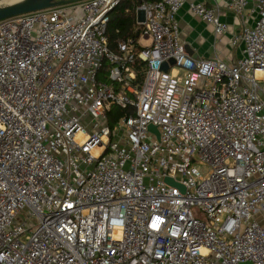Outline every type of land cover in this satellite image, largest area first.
Wrapping results in <instances>:
<instances>
[{"label":"built area","instance_id":"obj_1","mask_svg":"<svg viewBox=\"0 0 264 264\" xmlns=\"http://www.w3.org/2000/svg\"><path fill=\"white\" fill-rule=\"evenodd\" d=\"M120 2L0 20V264H264V0H225L254 22L233 63L188 55L186 0L111 51Z\"/></svg>","mask_w":264,"mask_h":264},{"label":"crops","instance_id":"obj_2","mask_svg":"<svg viewBox=\"0 0 264 264\" xmlns=\"http://www.w3.org/2000/svg\"><path fill=\"white\" fill-rule=\"evenodd\" d=\"M189 3L205 4L207 7L218 9V19L227 26L226 33L216 35L211 25L203 22L189 11ZM225 0H186V3L178 10L176 20L179 26V34L184 48L187 46L191 52L188 54L194 60L218 58L226 63H233L243 56V44L241 42L231 45L233 36L240 34L244 25L252 26L253 19L236 16L225 7ZM252 6L248 5V9ZM255 16V14H253ZM137 23V22H136ZM139 28L135 30L137 36Z\"/></svg>","mask_w":264,"mask_h":264},{"label":"trees","instance_id":"obj_3","mask_svg":"<svg viewBox=\"0 0 264 264\" xmlns=\"http://www.w3.org/2000/svg\"><path fill=\"white\" fill-rule=\"evenodd\" d=\"M66 4L72 0H64ZM81 1V0H79ZM159 0H121L119 5L110 13L109 22L106 28V37L108 39V48L116 51L117 43L127 38L135 37L137 28L136 9L144 3H155ZM141 75L138 74L137 84L141 81ZM111 115H118L119 110L112 108Z\"/></svg>","mask_w":264,"mask_h":264},{"label":"water","instance_id":"obj_4","mask_svg":"<svg viewBox=\"0 0 264 264\" xmlns=\"http://www.w3.org/2000/svg\"><path fill=\"white\" fill-rule=\"evenodd\" d=\"M73 2H77L79 0H72ZM66 4L64 0H18L14 2H10L7 5L0 6V20L7 19L10 17L23 15L39 10L49 9L56 6H61ZM185 50L188 54H191L189 48L186 46ZM173 64V61H170ZM168 65L163 64L161 66L162 71H167ZM148 130L153 131L154 128L152 126L148 127ZM165 182L171 186L179 188L183 191V187L174 183L170 179H165ZM243 264H250V263H243Z\"/></svg>","mask_w":264,"mask_h":264},{"label":"rangeland","instance_id":"obj_5","mask_svg":"<svg viewBox=\"0 0 264 264\" xmlns=\"http://www.w3.org/2000/svg\"><path fill=\"white\" fill-rule=\"evenodd\" d=\"M11 0H0V6H4L10 3ZM83 1V0H81ZM73 2V1H72ZM100 79L103 81H106V77L103 76L102 74L100 75Z\"/></svg>","mask_w":264,"mask_h":264},{"label":"bare ground","instance_id":"obj_6","mask_svg":"<svg viewBox=\"0 0 264 264\" xmlns=\"http://www.w3.org/2000/svg\"><path fill=\"white\" fill-rule=\"evenodd\" d=\"M14 1H18V0H11L10 2H14Z\"/></svg>","mask_w":264,"mask_h":264}]
</instances>
